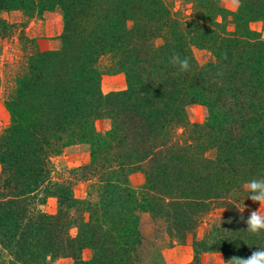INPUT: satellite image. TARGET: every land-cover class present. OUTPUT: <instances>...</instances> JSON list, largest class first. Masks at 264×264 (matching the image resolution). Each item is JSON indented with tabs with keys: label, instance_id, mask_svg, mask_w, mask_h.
Masks as SVG:
<instances>
[{
	"label": "trees",
	"instance_id": "trees-1",
	"mask_svg": "<svg viewBox=\"0 0 264 264\" xmlns=\"http://www.w3.org/2000/svg\"><path fill=\"white\" fill-rule=\"evenodd\" d=\"M221 1L0 0V37L16 30L4 13L32 19L58 8L63 18L55 49H40L18 25L21 55L0 129V264L59 256L158 264L142 214L171 244L203 225L193 252H218L227 264L264 248V230L250 233L241 219L255 203L243 185L264 178V39L249 26L264 20V0H239L233 12ZM195 49L207 52L204 62ZM174 53L189 58L187 71L169 62ZM103 57L125 74L126 89L103 94ZM191 103L206 107L204 121L188 120ZM100 117L110 120L104 132L94 126ZM78 142L90 159L69 173L88 181L85 198L54 161ZM135 171L139 186L129 180ZM49 197L53 213L41 208Z\"/></svg>",
	"mask_w": 264,
	"mask_h": 264
},
{
	"label": "rangeland",
	"instance_id": "rangeland-1",
	"mask_svg": "<svg viewBox=\"0 0 264 264\" xmlns=\"http://www.w3.org/2000/svg\"><path fill=\"white\" fill-rule=\"evenodd\" d=\"M221 5L223 9L228 12H233L237 9L235 0H222ZM4 17L11 24H15L16 30L14 35L0 37V129L7 125L9 121V114L4 105V93L5 88L10 80L7 78L17 72V61L20 59V42H19V30L18 25H25V32L29 38H34L38 47L42 50L55 49L60 45L61 36L63 35V18L62 13L58 8L51 11H45L32 19H28L20 11H11L4 13ZM219 21H222L221 17H218ZM251 30H253L261 39H264V20L258 19L250 22ZM230 28H232L230 26ZM196 60L199 63L204 62L208 54L205 50L195 49L193 51ZM15 65L14 67L12 66ZM108 57H103L99 62L100 69L103 70V74L100 80V87L103 94H107L111 91L124 90L127 87L126 76L123 72H112L109 67ZM187 118L190 122H202L207 116V109L204 105L198 103H191L186 106ZM95 129L98 132H104L110 128V120L106 117H100L95 121ZM90 159V147L86 142H78L65 147L62 153L55 158V163L58 166V171L64 177L74 178L72 185L73 194L77 198H85L87 196L88 181L84 180L79 173H69L70 170L79 166H83L89 162ZM144 174L140 171L131 173L129 180L133 186H139L144 182ZM252 210L259 208L261 212H264V205H259L255 202L252 205ZM46 212L53 213L56 211L57 203L56 199L49 197L45 204L41 206ZM218 215V212H215ZM149 215L142 214L141 216V229L145 235L146 245L152 248V245L158 249V264H227L223 256L214 251L202 252L199 255H195L193 252V238L197 239L202 236L204 226L198 228L193 234L187 236L184 242H162L161 237H156L154 231V225ZM195 236V237H194ZM168 242V244H167ZM189 243L191 246L189 263L183 262L185 260L186 250L185 245ZM153 251V249H152ZM91 255L90 250L83 249L81 257L88 259ZM74 260L71 257L59 256L52 258L49 264H73Z\"/></svg>",
	"mask_w": 264,
	"mask_h": 264
},
{
	"label": "clouds",
	"instance_id": "clouds-1",
	"mask_svg": "<svg viewBox=\"0 0 264 264\" xmlns=\"http://www.w3.org/2000/svg\"><path fill=\"white\" fill-rule=\"evenodd\" d=\"M237 6L239 0H235ZM172 65H178L180 71H187L190 67V60L188 57H181L179 54H173L169 61ZM243 188L248 192V198L253 202L264 205V178L251 179L247 181ZM241 219L247 225V230L250 233L257 234L264 230V212L258 209L252 210L247 218L241 216ZM228 264H264V248H257L247 257L233 256L228 260Z\"/></svg>",
	"mask_w": 264,
	"mask_h": 264
},
{
	"label": "crops",
	"instance_id": "crops-1",
	"mask_svg": "<svg viewBox=\"0 0 264 264\" xmlns=\"http://www.w3.org/2000/svg\"><path fill=\"white\" fill-rule=\"evenodd\" d=\"M191 246H189V243H187L186 245H185V252H186V257H185V260L183 261V262H187V263H189L188 262V260L190 259V251H191V248H190Z\"/></svg>",
	"mask_w": 264,
	"mask_h": 264
}]
</instances>
